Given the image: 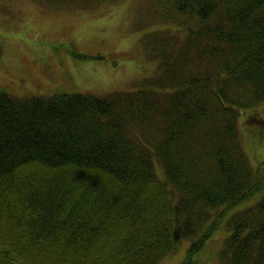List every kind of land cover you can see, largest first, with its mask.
Here are the masks:
<instances>
[{"label":"trees","instance_id":"1","mask_svg":"<svg viewBox=\"0 0 264 264\" xmlns=\"http://www.w3.org/2000/svg\"><path fill=\"white\" fill-rule=\"evenodd\" d=\"M149 1L168 27L143 36L155 69L136 90L0 89V264H160L183 241L199 264L231 210L219 260L264 264V162L244 150L264 120L240 124L264 104V0Z\"/></svg>","mask_w":264,"mask_h":264},{"label":"rangeland","instance_id":"2","mask_svg":"<svg viewBox=\"0 0 264 264\" xmlns=\"http://www.w3.org/2000/svg\"><path fill=\"white\" fill-rule=\"evenodd\" d=\"M103 7L93 13H65L41 8L34 0H0V89L19 96L136 90L139 85H134L152 77L155 69L145 59L142 38L168 25L145 20L153 9L149 0H124ZM257 107L240 118L244 136L248 124L264 120V104ZM253 129L258 132L257 144L249 141L244 150L256 169L264 162V128L261 133L258 125ZM231 214L232 210L219 220L195 256L200 264H224L219 252L229 235ZM189 243L181 242L172 257L160 264H180Z\"/></svg>","mask_w":264,"mask_h":264},{"label":"bare ground","instance_id":"3","mask_svg":"<svg viewBox=\"0 0 264 264\" xmlns=\"http://www.w3.org/2000/svg\"><path fill=\"white\" fill-rule=\"evenodd\" d=\"M199 264H200V262H199Z\"/></svg>","mask_w":264,"mask_h":264}]
</instances>
